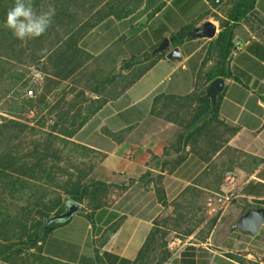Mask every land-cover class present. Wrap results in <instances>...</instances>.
<instances>
[{"label":"crops","instance_id":"crops-1","mask_svg":"<svg viewBox=\"0 0 264 264\" xmlns=\"http://www.w3.org/2000/svg\"><path fill=\"white\" fill-rule=\"evenodd\" d=\"M50 6L55 8L52 24L44 34L34 37L37 44L29 43L24 52V56L32 55L38 60L20 67L11 65L12 72L19 74L23 67L33 68L35 78L40 75L43 80L62 74L61 61L68 55L66 44L79 49L73 72L80 67L74 65L80 59L101 56H107L117 68L123 61L153 50L190 23L196 21L199 28L206 21L217 24L213 14L222 17L217 6L206 0L42 1V11ZM255 11L264 18V0H257ZM206 13L208 16L199 21ZM212 40L197 38L176 47L181 61L167 60L165 56L158 60L118 97L103 103L75 133L74 143L104 155L94 171L99 181L114 185L135 182L111 197L105 207L74 214L49 232L42 244L46 257L62 264H264V220L254 236L233 229L247 210L264 209L263 34L248 38L236 34L233 43L240 42L242 49L230 57L231 78L225 80L218 105L219 119L238 128L227 145L262 160L250 175L235 172L230 182L221 184V193L230 192L233 196L226 211L207 225L213 213L205 209L203 197L216 190L193 184L199 173L191 176L199 165L196 160L188 162L189 157L184 164L193 170L185 177V171L177 177L175 172L162 173L168 207L157 203L151 187L143 188L136 182L147 171L158 173L157 168L149 167L150 158L158 156L177 131L173 124L154 116L159 107L156 99L162 95L183 97L194 90L195 74ZM210 65L206 63L205 68ZM187 187L202 193L201 197L181 194ZM176 202L178 209L174 211ZM171 219L174 227H168L165 244L153 245L135 263L155 221ZM193 220L198 225L186 229L187 221ZM161 226L160 223L157 228L161 230ZM112 228L115 229L108 237ZM177 233L181 237H173Z\"/></svg>","mask_w":264,"mask_h":264},{"label":"trees","instance_id":"trees-1","mask_svg":"<svg viewBox=\"0 0 264 264\" xmlns=\"http://www.w3.org/2000/svg\"><path fill=\"white\" fill-rule=\"evenodd\" d=\"M43 0H33V8L37 13L42 11ZM257 0H228L227 9L222 17L213 14L218 23V33L210 41L201 67L195 74L194 90L183 97L159 96L154 116L176 128L172 142L163 147L158 156L152 155L149 167L159 166L158 173L145 172L138 182L143 187L151 186L155 199L162 207H168L163 187L162 173H174L175 177L185 171L182 177L191 173L193 167L186 169L184 162L196 160L199 167L191 177L196 184L200 179L212 176L216 193H221V180L224 169L220 172L207 166L216 154L222 155L223 150H233L227 146L228 141L237 134L238 128L230 126L219 119L218 99L213 114L204 120L203 115L209 110V102L204 98V90L215 78L230 79V53L237 30L250 19L264 24V18L255 11ZM14 0H0V83H6L4 96L12 93V99L6 103L5 111L16 119V115L25 111H33L37 117L46 112L47 116L54 114V123L46 132L36 130L28 124L7 121L3 119L0 125V261L4 264H62L46 257L42 252V244L53 229L64 225L68 220H53L49 218L64 213L70 204L79 206L76 214L84 209L94 212L106 206L108 194L112 189L124 190L126 186H117L89 178L93 167L80 172V163L87 153L97 156L101 162L103 154L78 145L72 141L75 133L81 129L100 106L86 110L76 109L74 103L61 102L50 106L45 102L47 94L56 89L59 82L73 72L74 57L79 49L74 44H66L68 55L61 61L62 75H51L46 78L44 92L33 98H21L20 90L26 88L20 85L26 74H16L11 70L10 58L13 54L20 65L22 62L35 63L38 59L32 55L24 56L29 47V38L21 41L13 36L12 31L5 27L7 11L13 7ZM208 13L198 18L200 21ZM243 22V23H242ZM249 28L250 26L247 25ZM196 21L190 23L169 38L173 47L197 39L194 30ZM264 35V34H263ZM152 49L140 58H130L121 63L128 72L126 88L140 79L165 54L150 56ZM83 51L80 49V53ZM211 65L205 68L206 63ZM24 65V64H21ZM122 75H112L111 82ZM21 86V88H19ZM45 120V118H43ZM0 121V122H2ZM33 121V120H31ZM28 123V122H27ZM30 123V122H29ZM39 121L34 124L41 128ZM2 138V139H1ZM241 154V153H239ZM242 161L235 165V172L245 176L250 175L261 164L262 160L247 154H241ZM172 157L170 161L165 158ZM64 164L69 165L68 168ZM184 164L182 167L181 165ZM231 166L229 163L222 166ZM156 166V167H157ZM215 171V172H214ZM191 177L189 179H191ZM132 182V180H131ZM260 204V203H259ZM83 206V207H82ZM112 228L108 237L113 233ZM166 234L161 233L155 221L152 231L139 252L135 263L148 253L156 243H161ZM34 253V254H31ZM98 262V258H96Z\"/></svg>","mask_w":264,"mask_h":264},{"label":"rangeland","instance_id":"rangeland-1","mask_svg":"<svg viewBox=\"0 0 264 264\" xmlns=\"http://www.w3.org/2000/svg\"><path fill=\"white\" fill-rule=\"evenodd\" d=\"M228 0H222L221 4L217 6V13H219L221 16H223V12L228 8L227 7ZM215 23L216 20H214ZM243 23V22H242ZM247 24H242L241 27L237 30L236 34H239L241 37L248 38L251 36H260L264 34V24L262 23H257L255 19H250L249 21L246 22ZM217 29H218V23L213 24ZM249 25L250 28L247 26ZM34 37L30 39L29 43H32L33 45L37 44V41ZM38 54H41L39 52ZM15 56L12 54L11 59L14 62H10L11 65L20 67L17 64L16 59L14 58ZM51 60V59H50ZM79 60V59H78ZM44 62H46L44 60ZM22 62L21 64H23ZM77 67H79L76 72H73V74H70L65 80L59 81V85L57 86L56 89L52 90L47 94V97L45 99V102H49L50 106L59 104L61 102L64 103H74L76 106V109H81V110H86L87 108H94L98 105L99 103L107 102L109 100H112L116 97H118L126 88V84L128 81V72L124 71L122 68V72L116 73V70L121 64L116 68V66L111 65V61L107 58V56H101L98 58H82L80 59L79 62H75ZM122 67V66H121ZM22 69V68H20ZM23 70H27L28 74L25 75L24 79L20 82V85H25L26 88L20 90V94L22 95L21 98H33L35 99L36 97L40 96L44 92V86L46 84L45 80L39 79V76L35 78V71L33 68H24ZM64 73V72H63ZM62 73V74H63ZM25 74V73H23ZM60 74V75H62ZM112 75H122L120 78L116 79L114 82H111L110 77ZM41 77V76H40ZM51 79V78H50ZM56 81V80H55ZM21 88V86H19ZM7 89V84L6 83H0V121L3 119L7 121H12V122H18V123H23V124H28V126L35 128L37 131L40 130L42 132H46L50 126L54 123V114L51 116H47L46 112L39 115L35 116L33 111L31 112H23L19 113L16 115V119L11 118L9 116L11 113L5 111L7 109L6 103L12 99V93H10L8 96L5 95V91ZM31 90L32 91V97H26V91ZM45 118V120H43ZM157 118V117H156ZM159 119V118H158ZM33 120V121H31ZM161 120V119H160ZM37 122H41V128H37L34 126V124ZM28 122V123H27ZM30 122V123H29ZM3 121L0 122V125H2ZM2 139V138H1ZM228 146V145H227ZM229 147V146H228ZM230 148V147H229ZM232 149V148H231ZM234 150V149H233ZM244 154L242 152H233V151H228V150H223L222 155L216 154L214 159L212 160L211 163H209L207 166L213 169L214 165L217 167L215 168V171L220 172L222 169H224V174L221 180V184L226 182V178L228 176H234L235 174V165H238L242 161V156L241 154ZM86 158L80 163V172H85L88 170V167H93L94 169L92 170L91 175L89 178L98 180L97 176L94 174L95 169L99 166L100 161L97 159V156L92 153H87L85 154ZM172 157L165 158L164 160L170 161ZM227 164L229 163L231 166H222V164ZM66 168L69 167V165H65ZM154 164L153 167L159 168ZM214 171V172H215ZM212 176H209L207 179H200L198 180V184H203V185H208L209 187L213 188L212 185H214L211 181ZM135 180H128L127 183L117 185V186H126L127 188L124 190H116L112 189L110 193L108 194L107 200H106V205L108 201L111 199L113 196L120 195L122 192L126 191L128 188H130L134 184ZM139 185L140 183L138 180L136 181ZM141 187H143L141 185ZM151 186L143 187V188H148ZM152 189V188H151ZM181 194L189 195L194 198H199L201 197L202 193H199L192 187H187ZM214 193H210L208 195H205L203 199L206 201V199L211 196ZM220 194V193H218ZM205 203V202H204ZM173 204V203H172ZM170 204V205H172ZM176 207L174 208V211H176L178 208L177 202L175 203ZM189 206H192V204L188 203ZM205 206V204H204ZM83 207V206H82ZM206 209V207H205ZM84 211H88L84 209ZM220 216V215H218ZM218 216H212L210 219H208V226L210 225L211 222H215ZM174 221V220H173ZM186 220L183 219L182 222L184 223ZM192 221V220H191ZM181 222V221H180ZM186 224V229L187 228H195L198 224L195 220L193 222H189ZM157 226L160 225L161 223V233L166 234L161 243H156L159 245H163L166 242L167 237V229L173 228L172 219L170 222H164V221H156ZM184 225V224H183ZM180 233H177V235L173 237H181L179 235ZM34 254V253H31ZM0 264H4L0 261Z\"/></svg>","mask_w":264,"mask_h":264},{"label":"water","instance_id":"water-1","mask_svg":"<svg viewBox=\"0 0 264 264\" xmlns=\"http://www.w3.org/2000/svg\"><path fill=\"white\" fill-rule=\"evenodd\" d=\"M195 36L197 38L212 40L217 32L216 27L209 21L201 24L199 28H195L194 30ZM165 54V58L167 60L172 61H181L182 56L178 50V48H172V45L169 39H163L151 52L150 56H154L156 54ZM122 72V67L119 66L116 70V73ZM225 88V79L223 78H215L212 80L204 90V98L209 102V110L203 115L201 120L209 118L217 105L218 99L223 93ZM79 206L77 204H70L67 210L57 216H53L49 218L47 221L53 220H68L70 219L76 212L78 211ZM264 220V209L263 208H255L247 210L243 215L239 217V219L234 223L233 229L239 231L242 234H247L250 236H254L259 228L261 227Z\"/></svg>","mask_w":264,"mask_h":264},{"label":"clouds","instance_id":"clouds-1","mask_svg":"<svg viewBox=\"0 0 264 264\" xmlns=\"http://www.w3.org/2000/svg\"><path fill=\"white\" fill-rule=\"evenodd\" d=\"M55 8L37 13L33 8V0H14V5L6 14L5 27L12 31L17 39L39 37L52 24Z\"/></svg>","mask_w":264,"mask_h":264},{"label":"built area","instance_id":"built-area-1","mask_svg":"<svg viewBox=\"0 0 264 264\" xmlns=\"http://www.w3.org/2000/svg\"><path fill=\"white\" fill-rule=\"evenodd\" d=\"M207 3L211 6H219L222 2V0H206ZM242 49V45L240 42H235L233 45V49L230 53V57L235 56L237 52H239ZM26 97H32V91L27 90L26 91ZM2 115V113H0ZM233 176H228L226 178L227 182H230ZM233 200L232 193H214L211 196H209L205 201V207L207 210H210L213 213V216L221 215L223 212L226 211L228 206Z\"/></svg>","mask_w":264,"mask_h":264}]
</instances>
